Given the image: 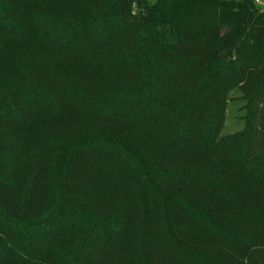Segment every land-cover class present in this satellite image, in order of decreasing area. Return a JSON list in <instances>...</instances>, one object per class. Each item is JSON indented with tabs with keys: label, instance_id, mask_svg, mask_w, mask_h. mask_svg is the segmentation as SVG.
<instances>
[{
	"label": "trees",
	"instance_id": "1",
	"mask_svg": "<svg viewBox=\"0 0 264 264\" xmlns=\"http://www.w3.org/2000/svg\"><path fill=\"white\" fill-rule=\"evenodd\" d=\"M0 264H264V10L0 0Z\"/></svg>",
	"mask_w": 264,
	"mask_h": 264
},
{
	"label": "rangeland",
	"instance_id": "2",
	"mask_svg": "<svg viewBox=\"0 0 264 264\" xmlns=\"http://www.w3.org/2000/svg\"><path fill=\"white\" fill-rule=\"evenodd\" d=\"M155 0H149V2H154ZM256 9L264 10V0H253ZM240 94L238 92H233L230 97L233 98L228 104L226 122L223 129L224 134L233 133L243 126V110L242 102L239 100Z\"/></svg>",
	"mask_w": 264,
	"mask_h": 264
}]
</instances>
